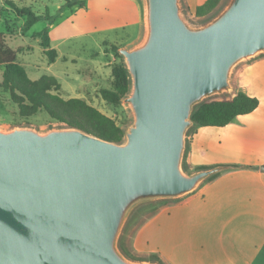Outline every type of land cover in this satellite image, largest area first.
Segmentation results:
<instances>
[{"label":"water","instance_id":"95a60500","mask_svg":"<svg viewBox=\"0 0 264 264\" xmlns=\"http://www.w3.org/2000/svg\"><path fill=\"white\" fill-rule=\"evenodd\" d=\"M143 2L144 36L120 49L134 116L124 141L71 126L0 128V264H162L122 251L130 214L231 167L186 171L187 134L196 105L235 92V68L264 54V0H230L200 26L181 0Z\"/></svg>","mask_w":264,"mask_h":264},{"label":"crops","instance_id":"0c3cea01","mask_svg":"<svg viewBox=\"0 0 264 264\" xmlns=\"http://www.w3.org/2000/svg\"><path fill=\"white\" fill-rule=\"evenodd\" d=\"M120 1L136 4L142 40L143 0ZM185 1L195 14L206 0ZM235 88L258 97L259 106L226 126L197 127L186 153L191 170L231 167L157 207L134 235V246L163 264H264V54L244 62Z\"/></svg>","mask_w":264,"mask_h":264},{"label":"rangeland","instance_id":"374dc122","mask_svg":"<svg viewBox=\"0 0 264 264\" xmlns=\"http://www.w3.org/2000/svg\"><path fill=\"white\" fill-rule=\"evenodd\" d=\"M10 1H14L18 6H30L38 14H46L47 11L51 15L59 13L50 27L52 45L57 47L61 54L55 63H49L39 38L34 36L35 32L41 31L49 25L48 21L42 19L35 23L26 34L23 33L22 27L25 18L18 16ZM75 1L76 5L65 7L60 12L59 9L66 2L65 0H0V31L5 33L7 43L18 51L19 62L26 67L32 78H38L44 74L55 75L62 83L60 93L64 97L86 99L90 104L113 117L125 131L134 121L130 105L125 102L128 95L120 104H114L103 99L100 89L103 87L112 88L113 67L121 60L125 63L120 49L129 48L135 45L132 43L141 40L139 38L137 6L135 3L131 4L120 0ZM229 1L222 0L219 7L209 17L198 18L191 11L187 2L181 0L182 14L189 24L200 26L224 9ZM116 46L119 51L115 50ZM244 62L240 63L232 73L231 83L234 87L238 71ZM3 71L4 68L0 67L1 129L10 130L19 126H27L46 132L53 128L67 126L53 119L44 109L32 116H21L18 106L10 99L9 92L1 87ZM233 94L234 91L217 94L207 100L230 97ZM195 130L196 127L193 126L189 129L187 145H189L190 137ZM184 168L188 172L192 171L186 158ZM179 199L144 204L130 214L120 235V247L130 260L134 262L159 260L155 255L143 254L139 251L134 246V235L139 226L156 212L157 207ZM159 261L162 263L161 260Z\"/></svg>","mask_w":264,"mask_h":264},{"label":"trees","instance_id":"16d2710c","mask_svg":"<svg viewBox=\"0 0 264 264\" xmlns=\"http://www.w3.org/2000/svg\"><path fill=\"white\" fill-rule=\"evenodd\" d=\"M60 7L62 12L65 7H73L77 4L75 0H65ZM222 0H206L199 4L195 10L198 18H207L219 7ZM18 16L24 17L25 22L22 32L27 33L35 23L45 19L49 25L41 31L35 32L34 36L39 38L40 45L49 63H55L60 56L59 50L52 46L50 27L59 15L36 13L30 6H18L10 1ZM116 51L119 48L115 47ZM0 67L4 68L1 87L8 91L10 99L18 106L21 116H32L39 110L44 109L53 119L77 127L90 134L103 139L122 142L125 131L111 116L90 104L81 97H64L60 91L62 83L58 77L44 74L38 78H32L26 67L18 60V51L11 47L6 40V35L0 31ZM112 88L103 87L100 93L106 101L120 104L129 94L131 79L123 60L113 67ZM259 98L251 96L242 90H237L230 97L206 100L196 105L192 119L193 127L200 126H226L237 116L248 114L259 106ZM238 167L239 165H233ZM205 167H199L200 169Z\"/></svg>","mask_w":264,"mask_h":264}]
</instances>
